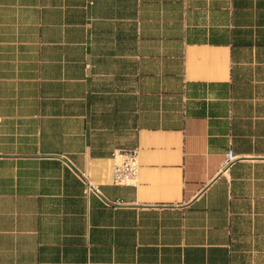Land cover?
<instances>
[{"label": "crops", "instance_id": "0c3cea01", "mask_svg": "<svg viewBox=\"0 0 264 264\" xmlns=\"http://www.w3.org/2000/svg\"><path fill=\"white\" fill-rule=\"evenodd\" d=\"M0 264H264V0H0Z\"/></svg>", "mask_w": 264, "mask_h": 264}, {"label": "built area", "instance_id": "2783aa9c", "mask_svg": "<svg viewBox=\"0 0 264 264\" xmlns=\"http://www.w3.org/2000/svg\"><path fill=\"white\" fill-rule=\"evenodd\" d=\"M119 161L113 167V181L118 185H135L139 174L138 149L122 151L117 155ZM88 185L87 192L94 191Z\"/></svg>", "mask_w": 264, "mask_h": 264}]
</instances>
